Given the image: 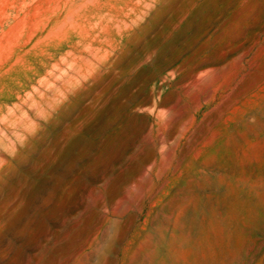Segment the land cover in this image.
I'll return each instance as SVG.
<instances>
[{
  "label": "rangeland",
  "instance_id": "374dc122",
  "mask_svg": "<svg viewBox=\"0 0 264 264\" xmlns=\"http://www.w3.org/2000/svg\"><path fill=\"white\" fill-rule=\"evenodd\" d=\"M0 264H264V0H0Z\"/></svg>",
  "mask_w": 264,
  "mask_h": 264
}]
</instances>
